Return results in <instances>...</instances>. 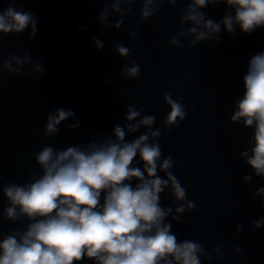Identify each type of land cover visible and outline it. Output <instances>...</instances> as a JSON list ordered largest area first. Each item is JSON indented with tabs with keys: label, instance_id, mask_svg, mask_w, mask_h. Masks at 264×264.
Here are the masks:
<instances>
[{
	"label": "clouds",
	"instance_id": "clouds-1",
	"mask_svg": "<svg viewBox=\"0 0 264 264\" xmlns=\"http://www.w3.org/2000/svg\"><path fill=\"white\" fill-rule=\"evenodd\" d=\"M17 0H9L8 7L0 11V34H23L29 28V38L36 36L37 18L31 11L14 7ZM99 2V0H98ZM137 0H111L105 2L97 19L105 30H119L125 13ZM142 8L138 23L155 16L165 4L175 6L177 0H141ZM223 3L234 10L224 14L220 21L206 16L202 9ZM121 17L115 23L110 16ZM181 25H190L172 36L169 43L183 48L182 40L190 47L202 41L220 42L223 30L235 35L236 28L251 34L264 28V0H188ZM82 30L78 28L77 31ZM137 33L131 31L130 39ZM107 40V37H105ZM97 51L104 42L93 38ZM125 61L120 76L138 79L140 65L128 61L129 47L115 41L109 47ZM31 64V72L44 75L41 61L32 62L30 54L23 57L15 53L0 62V72L23 75L22 69ZM243 94L236 101L231 123H242L253 128L251 147L240 152L244 164L253 170L256 177L264 179V51L253 55L247 62L246 74L242 78ZM126 94V93H125ZM170 111L164 117V131L177 126L186 117L180 99H173L170 92L163 97ZM135 103L126 107L123 125L116 124L112 132L103 138H93L86 144H75L64 149L52 145L43 146L34 153V160L41 172L32 175L23 184L0 185V194L7 206L0 211V221L27 224L22 229L0 232V264H201V257L211 261L200 243L180 240L172 231L171 221L180 223L185 211L191 212L196 203L187 200L186 189L173 174V158L162 157L159 140L160 128L153 129L155 116L142 115ZM76 115L63 108L50 111L44 125L46 137L59 135L62 122ZM69 129L78 123L67 124ZM145 131L132 140L126 136ZM138 158V159H137ZM163 173V177L159 175ZM252 176L245 175L244 183H251ZM169 190L176 207H162L161 194ZM254 196L261 197L264 205V187H258ZM264 226V216L251 222V229ZM236 231H243V224H236ZM224 245L213 252L224 258ZM239 252L240 248L234 246Z\"/></svg>",
	"mask_w": 264,
	"mask_h": 264
}]
</instances>
